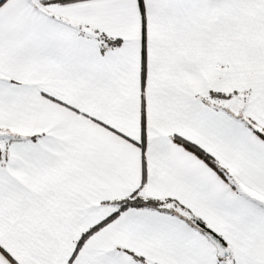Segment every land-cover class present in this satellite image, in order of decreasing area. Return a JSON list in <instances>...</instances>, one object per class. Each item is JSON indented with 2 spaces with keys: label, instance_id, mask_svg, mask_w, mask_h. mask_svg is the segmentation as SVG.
I'll return each mask as SVG.
<instances>
[{
  "label": "snow or ice",
  "instance_id": "1",
  "mask_svg": "<svg viewBox=\"0 0 264 264\" xmlns=\"http://www.w3.org/2000/svg\"><path fill=\"white\" fill-rule=\"evenodd\" d=\"M0 264H264V0H0Z\"/></svg>",
  "mask_w": 264,
  "mask_h": 264
}]
</instances>
